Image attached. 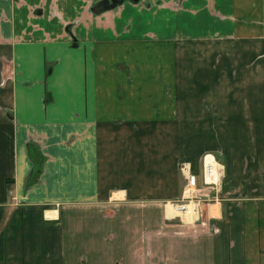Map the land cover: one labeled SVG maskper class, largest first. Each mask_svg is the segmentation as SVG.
<instances>
[{
  "label": "crops",
  "instance_id": "obj_1",
  "mask_svg": "<svg viewBox=\"0 0 264 264\" xmlns=\"http://www.w3.org/2000/svg\"><path fill=\"white\" fill-rule=\"evenodd\" d=\"M101 1L0 0V264H264V119H218L213 150L180 143L178 104L161 99L170 23L128 0L96 15ZM255 1L221 8L237 24ZM233 48L222 86L243 89L242 59L261 53ZM179 146L198 184L202 155L223 167L189 226L170 205Z\"/></svg>",
  "mask_w": 264,
  "mask_h": 264
},
{
  "label": "rangeland",
  "instance_id": "obj_2",
  "mask_svg": "<svg viewBox=\"0 0 264 264\" xmlns=\"http://www.w3.org/2000/svg\"><path fill=\"white\" fill-rule=\"evenodd\" d=\"M128 2L137 7L135 11L137 14H142L151 7L156 8V11L160 10V18L157 19L166 20L171 25V29L165 30L166 33H163L161 39L168 38L170 42H174L178 51V60L169 63L176 85L165 86L161 99L172 100L178 104L177 132L180 143L192 140L197 148L199 144L205 145L207 142L206 145L213 150L217 146L218 119H264V40H261L264 38V0H256L252 11L238 13L240 17L236 18L239 20L237 24L231 20L235 18L236 11H223L221 8L232 3V0H168L167 3L165 0H138L137 3L128 0ZM117 6L114 0H103L93 7L92 11L97 10L95 14L100 15L104 11L116 9ZM135 12L129 11L130 18ZM127 24L132 25L131 22ZM239 34L243 40L234 44L233 37ZM248 35H256L255 41L246 39ZM146 39L158 41L160 38L148 35ZM235 45L240 46L242 48L240 51L248 56L251 53L255 54L254 51L261 53L259 56L255 54L251 61L242 59L249 61L245 72L241 74V79L246 84L243 89H240L239 81L231 86H222L227 78L225 70L232 69V66L228 64L231 61L226 57L221 58L218 52L225 50L232 52ZM191 54H194L193 58H189ZM163 83L166 84L164 80ZM165 130L169 131V127L163 128V131ZM178 150L179 197L176 203L170 204L173 209L177 204H188V201H184V194L188 189L187 181L180 171L181 164L187 161L180 157L182 154L180 146ZM206 154L201 157V171L202 160ZM211 165L215 166L214 163ZM219 189L220 186L216 190L207 188L202 180L197 185L193 192L200 201L194 202L201 212L198 222L194 221L191 225L204 222L207 207L216 202H210L209 199L202 202L201 194L209 198L218 195ZM166 205L169 204L164 203V206ZM251 206L244 204L246 209ZM257 207L262 209L264 206L258 204ZM183 225L189 226L185 222Z\"/></svg>",
  "mask_w": 264,
  "mask_h": 264
},
{
  "label": "built area",
  "instance_id": "obj_3",
  "mask_svg": "<svg viewBox=\"0 0 264 264\" xmlns=\"http://www.w3.org/2000/svg\"><path fill=\"white\" fill-rule=\"evenodd\" d=\"M211 163H214L215 166L211 165ZM180 171L185 176L187 181L188 189L185 192L186 195H184V201H188V204L180 203L175 207L180 208V211H182L184 214L189 211L188 214L193 217L195 216L194 221L198 222V219L200 217L199 212L201 211L194 201L199 203L200 199L196 198L193 192L198 185V179L194 174H192L190 164L188 163L181 164ZM201 176V180L207 188L216 190V188L221 185V181L223 178V167L215 161L212 155L206 154L202 160ZM190 205L191 209H188V206ZM182 215H180L179 218L181 222L184 223Z\"/></svg>",
  "mask_w": 264,
  "mask_h": 264
},
{
  "label": "bare ground",
  "instance_id": "obj_4",
  "mask_svg": "<svg viewBox=\"0 0 264 264\" xmlns=\"http://www.w3.org/2000/svg\"><path fill=\"white\" fill-rule=\"evenodd\" d=\"M185 195V194H184ZM175 208V210H176V212L178 213V216H180V215H182L183 217H184V219H183V221L186 223V224H188V223H190V222H192L193 220H192V217L193 216H190L188 213H189V211L187 212V213H183L182 211H180V208H176V207H174ZM188 209H191V205L190 206H188ZM195 217V216H194ZM192 220V221H191Z\"/></svg>",
  "mask_w": 264,
  "mask_h": 264
},
{
  "label": "trees",
  "instance_id": "obj_5",
  "mask_svg": "<svg viewBox=\"0 0 264 264\" xmlns=\"http://www.w3.org/2000/svg\"><path fill=\"white\" fill-rule=\"evenodd\" d=\"M123 1H125V0H114V3L116 5H120Z\"/></svg>",
  "mask_w": 264,
  "mask_h": 264
},
{
  "label": "water",
  "instance_id": "obj_6",
  "mask_svg": "<svg viewBox=\"0 0 264 264\" xmlns=\"http://www.w3.org/2000/svg\"><path fill=\"white\" fill-rule=\"evenodd\" d=\"M111 1H113V0H111ZM132 2H134V3H137L138 2V0H131ZM105 2V1H104ZM114 6V5H113ZM95 10V9H94ZM95 12H98L97 10L95 11Z\"/></svg>",
  "mask_w": 264,
  "mask_h": 264
},
{
  "label": "flooded vegetation",
  "instance_id": "obj_7",
  "mask_svg": "<svg viewBox=\"0 0 264 264\" xmlns=\"http://www.w3.org/2000/svg\"><path fill=\"white\" fill-rule=\"evenodd\" d=\"M126 1V0H125ZM124 2V1H123Z\"/></svg>",
  "mask_w": 264,
  "mask_h": 264
}]
</instances>
